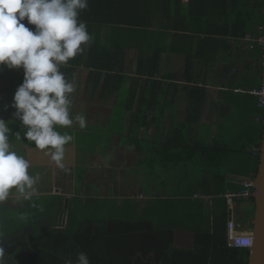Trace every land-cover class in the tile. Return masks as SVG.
Returning <instances> with one entry per match:
<instances>
[{"label": "crops", "instance_id": "0c3cea01", "mask_svg": "<svg viewBox=\"0 0 264 264\" xmlns=\"http://www.w3.org/2000/svg\"><path fill=\"white\" fill-rule=\"evenodd\" d=\"M164 1V28L158 24L137 27L134 29L139 31L131 37V26L125 25L118 33L119 47L112 53L106 48L111 30L102 26L95 50H85L61 66L66 78L77 85L72 111L86 117L83 128L59 129L73 136L66 146L67 170L58 168L50 154L26 140V127L15 116L13 96L23 82V69L0 68V118L11 129L12 149L29 160V174L40 177L31 196H60L67 203L74 195L110 198L112 209L123 205L125 211L138 200L142 208V199L155 198L158 192L154 189L148 196L137 185L135 165L142 154L158 157V146L166 141L169 130L186 126L192 137L208 141L230 137L224 125L231 108L221 91L255 87L259 81L261 48L252 36H257L264 24V0ZM243 21L250 23L251 32L236 36L232 32L243 29L239 24ZM140 31L144 32L140 35ZM188 78L200 81L188 82ZM191 85L202 87L205 94L202 100L198 96V111L190 118ZM234 116L227 121L230 128L238 125ZM183 167L185 164L167 168L184 173ZM193 174L196 179L198 172ZM245 180L252 178H243L240 187ZM164 188L163 196H168L167 186ZM181 188L174 186L177 194ZM141 194L145 198H140ZM24 199L13 188L0 204L16 208ZM249 204L239 205L240 214L246 213Z\"/></svg>", "mask_w": 264, "mask_h": 264}, {"label": "trees", "instance_id": "16d2710c", "mask_svg": "<svg viewBox=\"0 0 264 264\" xmlns=\"http://www.w3.org/2000/svg\"><path fill=\"white\" fill-rule=\"evenodd\" d=\"M164 3V0H89L88 8L80 15L94 38L86 50H95L100 44L102 26L111 30L106 48L112 53L119 47L118 33L125 25L131 26V31L128 30L131 37L139 31L134 29L137 27L158 24L164 28ZM239 24L244 25L243 29L239 27L233 34L241 37L251 32L250 23ZM258 53L261 54V49ZM144 54L148 56V47ZM188 79V82L200 81ZM259 82L253 86H258ZM237 89L221 91L231 108L227 121L236 115L238 124L230 128L225 121L230 137L208 141L192 137L186 126H182L169 130L166 141L158 146V159L165 166L189 162L190 169L198 172L197 178L181 188L179 194L174 190L168 196L142 199V208L138 200H133L128 209L130 213L123 205L114 204L112 209L110 198H82L80 195L72 196L68 203L63 197L46 195L31 196L16 208L0 204L4 264H65L69 258L74 260L78 251L86 252L91 264H247L249 248L229 245L228 219L234 214V208L251 201L253 211L246 207V213L235 218L239 224L248 222L251 227L244 232L252 233L254 198L251 195L239 199L231 207L224 194L227 190L239 189L238 183L243 178L256 177L264 108L259 107L257 96ZM189 90L187 113L191 118L198 111V96L202 100L205 91L197 85L189 86ZM66 207L65 224L59 220V215ZM244 226L241 223L239 230ZM177 229L195 234L194 248L175 246Z\"/></svg>", "mask_w": 264, "mask_h": 264}, {"label": "clouds", "instance_id": "9594fccd", "mask_svg": "<svg viewBox=\"0 0 264 264\" xmlns=\"http://www.w3.org/2000/svg\"><path fill=\"white\" fill-rule=\"evenodd\" d=\"M88 6L89 0H0V68H22L24 72L13 96L15 116L26 127V140L50 154L62 170H67L66 146L73 136L59 129L83 128L86 117L73 113L77 85L60 69L93 42L87 24L80 20ZM10 131L6 120L0 118V201L13 188L30 198L40 180L39 175L29 174V160L12 149ZM243 233L240 245L235 241L232 246H253V233ZM4 257L5 248L0 245V264ZM65 264H91V260L86 252L78 251L75 259L69 258Z\"/></svg>", "mask_w": 264, "mask_h": 264}, {"label": "rangeland", "instance_id": "374dc122", "mask_svg": "<svg viewBox=\"0 0 264 264\" xmlns=\"http://www.w3.org/2000/svg\"><path fill=\"white\" fill-rule=\"evenodd\" d=\"M200 131L201 129L199 130V134H201ZM189 166V162H187L185 167H183L185 170L184 173L180 171L182 169L173 171L170 168V170H168L167 166L162 164L157 156L154 157V154H142L140 162L135 165L136 172L133 175L138 179L137 185L142 187L148 196H152L154 189L158 192V195L163 196V190L165 189L164 185L167 186L168 194L175 190L174 186H177V184L180 186L182 185V188H186L190 185L193 179V171ZM246 207H250L251 211H253L254 204L250 201V204ZM234 214L236 218L243 215L240 214L239 207L234 208ZM241 223L245 225L244 229L246 228V230L251 227L248 222Z\"/></svg>", "mask_w": 264, "mask_h": 264}, {"label": "water", "instance_id": "95a60500", "mask_svg": "<svg viewBox=\"0 0 264 264\" xmlns=\"http://www.w3.org/2000/svg\"><path fill=\"white\" fill-rule=\"evenodd\" d=\"M255 202V212L253 221L254 244L249 248L247 264H264V120H263V137L260 145L259 165L255 177L253 191ZM67 207L64 210V223L67 221ZM175 246L177 248H194L195 234L184 230L175 231ZM154 255V253H152Z\"/></svg>", "mask_w": 264, "mask_h": 264}, {"label": "built area", "instance_id": "2783aa9c", "mask_svg": "<svg viewBox=\"0 0 264 264\" xmlns=\"http://www.w3.org/2000/svg\"><path fill=\"white\" fill-rule=\"evenodd\" d=\"M252 40L261 48V58H260V74H259V85L255 87H250L248 89H243L242 91L249 92L258 97V105L264 108V24L259 26V34L257 36H252ZM258 119V118H257ZM259 120V119H258ZM255 185V179L245 180L242 183V187L236 190H227L224 194L227 202L233 207L234 203L242 198H248L253 195L252 188ZM140 197L145 198L144 194ZM233 211V210H232ZM64 209L60 212L59 220L64 221ZM239 222L236 220L234 214L232 213L228 219V237L229 245H233L235 241L243 239L245 234L239 230ZM238 244V243H237ZM240 245V244H238Z\"/></svg>", "mask_w": 264, "mask_h": 264}, {"label": "snow or ice", "instance_id": "6c2138e0", "mask_svg": "<svg viewBox=\"0 0 264 264\" xmlns=\"http://www.w3.org/2000/svg\"><path fill=\"white\" fill-rule=\"evenodd\" d=\"M239 241V240H238ZM238 241H237V243H238Z\"/></svg>", "mask_w": 264, "mask_h": 264}]
</instances>
